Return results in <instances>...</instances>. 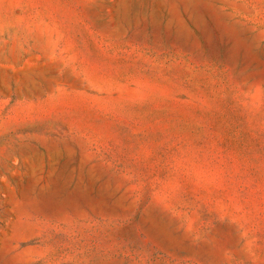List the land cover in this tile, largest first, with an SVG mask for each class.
<instances>
[{
	"label": "rangeland",
	"instance_id": "1",
	"mask_svg": "<svg viewBox=\"0 0 264 264\" xmlns=\"http://www.w3.org/2000/svg\"><path fill=\"white\" fill-rule=\"evenodd\" d=\"M0 264H264V0H0Z\"/></svg>",
	"mask_w": 264,
	"mask_h": 264
}]
</instances>
